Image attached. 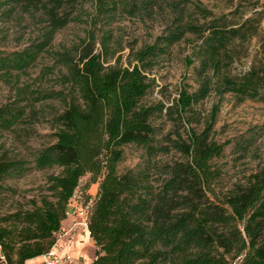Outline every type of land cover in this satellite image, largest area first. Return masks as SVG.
Listing matches in <instances>:
<instances>
[{"label":"trees","instance_id":"1","mask_svg":"<svg viewBox=\"0 0 264 264\" xmlns=\"http://www.w3.org/2000/svg\"><path fill=\"white\" fill-rule=\"evenodd\" d=\"M85 1L91 2L95 18L111 20L117 12L141 19L158 14L164 28L153 43L131 49L126 65L121 56L110 63L114 52L108 37L93 53L91 35L77 59L56 51L53 58L64 69L57 75L59 89L17 86L14 99L0 105V138L36 119L35 103L55 99L63 105L51 120L54 142L35 150L30 159L11 155L0 142V193L10 190L6 179L31 169H60L47 175L48 193L32 199L31 208L0 214L1 264H25L51 250L85 175L98 184L85 200L87 230L96 248L89 264H264V167L243 183L217 190L221 175L216 161L224 152V143L213 137L218 107L202 123L194 109L211 91L242 98L259 95L264 69L238 79L221 70L228 45L242 37L245 23L228 29L202 27L187 13L190 0H0V9L19 7L44 24L27 47L0 50L1 76L35 62L58 30L80 20L81 15L72 13ZM187 33L201 38L194 52L198 87L189 91L183 86L169 106L146 101L154 87L147 72ZM162 117L172 122L166 131L158 122ZM251 144L252 137L242 138L236 152ZM128 145L140 148L143 160L120 172ZM170 152L178 158H158Z\"/></svg>","mask_w":264,"mask_h":264},{"label":"rangeland","instance_id":"2","mask_svg":"<svg viewBox=\"0 0 264 264\" xmlns=\"http://www.w3.org/2000/svg\"><path fill=\"white\" fill-rule=\"evenodd\" d=\"M82 7L78 10L77 6L72 13L73 16L81 15L80 20L69 22L58 30L47 51L41 53L29 67L20 72L13 71L7 77L0 74V105L14 99L17 86L26 84L32 89H59L61 86L56 79L59 71L63 72L64 69L53 58L56 51H68L77 59L82 46L88 43L91 35L93 42L89 48L93 53L100 50V42L104 37H108L111 51L114 52V58L110 63H113L117 56H121L120 62L126 65L131 49L135 50L153 43L164 28V20L158 14H154L150 19H141L117 12L113 19L108 20L103 15L99 18L94 17L91 2H82ZM186 7L187 13H191L192 20L202 27L217 26L228 29L240 27L245 23L241 32L242 37L235 38L227 47L228 59L221 68L224 74L238 79L252 69L261 71L264 69V0H190ZM5 8L0 9V50H21L39 37L44 24L38 21L37 16L33 18L19 7L12 12L4 11ZM200 42L198 34L187 33L182 40L169 48L167 54L156 60L154 66L147 72L148 77L153 80L154 87L146 101H161L169 106L178 97L183 86L189 91L198 87L195 74L198 60L194 52ZM258 93L256 97L242 98L234 92L219 95L211 91L194 105L201 123L214 105L218 107L213 137L219 143H224V152L216 161L221 175L217 190L226 191L234 183H243L250 173L264 167L263 84L259 85ZM34 108L37 113L36 119L28 125H19L12 132H4L0 138V142L4 143V147L11 155L30 159L35 150L55 140L53 136L55 129L51 120L55 114L63 110V105L58 100L47 99L35 103ZM159 121L163 123L165 131L172 127V122L166 117L158 119ZM248 137H252L251 146L243 152H236L235 144ZM158 158L170 161L177 159L178 154L170 152ZM142 160V150L128 145L124 148L118 170L123 172L135 167ZM59 170L57 167L31 169L22 176L4 180V184L9 186L10 190L0 193V214L19 208H31L32 199L39 200L42 195L48 193L47 175L57 174ZM89 180V175L82 177L71 199L79 205L87 203L85 201L87 195L90 194L92 197L97 191V182L91 183ZM90 251L93 258L96 248L91 247Z\"/></svg>","mask_w":264,"mask_h":264},{"label":"crops","instance_id":"3","mask_svg":"<svg viewBox=\"0 0 264 264\" xmlns=\"http://www.w3.org/2000/svg\"><path fill=\"white\" fill-rule=\"evenodd\" d=\"M78 203L74 200L68 205V215L62 221L60 233L61 252H68L73 260L80 264H89L92 258L91 247H95L93 240L89 236L88 230L83 231L80 227L74 226V221L81 219L78 212H74ZM58 250V249H57ZM55 250V251H57ZM25 264H46V256H38L26 260Z\"/></svg>","mask_w":264,"mask_h":264},{"label":"built area","instance_id":"4","mask_svg":"<svg viewBox=\"0 0 264 264\" xmlns=\"http://www.w3.org/2000/svg\"><path fill=\"white\" fill-rule=\"evenodd\" d=\"M71 202V200H70ZM69 202V203H70ZM69 205V204H68ZM89 204L86 205H79L75 208L74 212H78L81 219L74 221V226H78L81 230H87V210ZM67 215H68V207H67ZM62 244L60 243V235L56 239L55 244L51 248V250L45 254L46 256V264H78L76 263L70 253L68 252H61ZM58 249V250H57ZM57 250V251H55ZM4 259L1 249H0V264L1 261Z\"/></svg>","mask_w":264,"mask_h":264}]
</instances>
